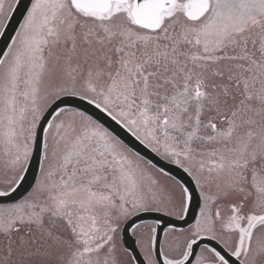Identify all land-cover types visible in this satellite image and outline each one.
<instances>
[{
	"label": "snow or ice",
	"instance_id": "snow-or-ice-1",
	"mask_svg": "<svg viewBox=\"0 0 264 264\" xmlns=\"http://www.w3.org/2000/svg\"><path fill=\"white\" fill-rule=\"evenodd\" d=\"M20 6L0 0V264H264V0Z\"/></svg>",
	"mask_w": 264,
	"mask_h": 264
},
{
	"label": "flooded vegetation",
	"instance_id": "flooded-vegetation-1",
	"mask_svg": "<svg viewBox=\"0 0 264 264\" xmlns=\"http://www.w3.org/2000/svg\"><path fill=\"white\" fill-rule=\"evenodd\" d=\"M159 215V214H150L149 216H146V221L147 223H154L155 222V217ZM138 223H141V221H137ZM160 227L161 228H164L166 227V225L164 224L163 221H161V224H160ZM134 240L135 238L131 236V232H129V244H132L133 246H135L134 244ZM137 251H138V247H137Z\"/></svg>",
	"mask_w": 264,
	"mask_h": 264
},
{
	"label": "water",
	"instance_id": "water-1",
	"mask_svg": "<svg viewBox=\"0 0 264 264\" xmlns=\"http://www.w3.org/2000/svg\"><path fill=\"white\" fill-rule=\"evenodd\" d=\"M28 3V0H21V6H20V10L23 11V7L24 5H26ZM20 19L19 13H17V15L14 17L13 20V26H15L16 21H18ZM0 43H2V41H0ZM150 215V214H149ZM147 215V216H149Z\"/></svg>",
	"mask_w": 264,
	"mask_h": 264
}]
</instances>
